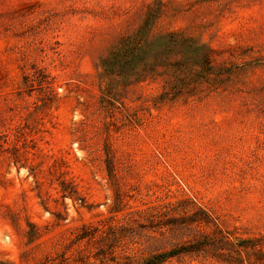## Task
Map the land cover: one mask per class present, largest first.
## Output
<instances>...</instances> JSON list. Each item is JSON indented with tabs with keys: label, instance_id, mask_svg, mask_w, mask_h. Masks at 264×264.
I'll return each instance as SVG.
<instances>
[{
	"label": "rangeland",
	"instance_id": "rangeland-1",
	"mask_svg": "<svg viewBox=\"0 0 264 264\" xmlns=\"http://www.w3.org/2000/svg\"><path fill=\"white\" fill-rule=\"evenodd\" d=\"M149 7L197 52L108 74ZM218 229L264 264V0H0V264H135Z\"/></svg>",
	"mask_w": 264,
	"mask_h": 264
},
{
	"label": "trees",
	"instance_id": "trees-1",
	"mask_svg": "<svg viewBox=\"0 0 264 264\" xmlns=\"http://www.w3.org/2000/svg\"><path fill=\"white\" fill-rule=\"evenodd\" d=\"M153 17V7H149L143 23L138 29L122 37L113 50L103 58L101 65L105 72L132 79L163 68H170L174 72H181L182 67L184 68L183 63L179 60L171 63L168 59L172 55L179 54L181 51L179 49L181 48H188L194 52L192 54H195L197 51L193 46L194 41L191 38L182 37L178 32L172 31L152 35L149 30V25ZM206 55L207 53L204 52L201 57H206ZM182 78H177V82H181ZM209 221L208 214L198 208L192 215L183 217L181 222L188 227L193 224L198 227L199 224L209 223ZM164 225L166 226L168 224H162V226ZM193 227L191 226V228ZM94 229V233L96 232L97 234L87 232L82 237L98 235L107 240H112L117 237L115 227L107 226L106 229L95 227ZM258 243L260 242L249 239L231 238V234L228 231L223 232L218 229L211 234L204 232L198 237L188 239L186 242L167 250L151 253L135 264H164L167 259L181 255L196 257L211 256L221 259L226 264H251L249 257L243 258V251L248 247L257 250ZM108 255H110L109 259H112L111 257L113 256L111 253ZM93 257L102 262L108 256L107 254L99 253L94 254Z\"/></svg>",
	"mask_w": 264,
	"mask_h": 264
}]
</instances>
